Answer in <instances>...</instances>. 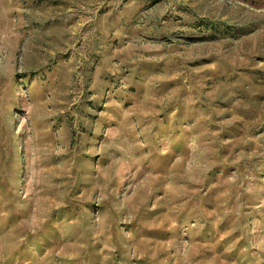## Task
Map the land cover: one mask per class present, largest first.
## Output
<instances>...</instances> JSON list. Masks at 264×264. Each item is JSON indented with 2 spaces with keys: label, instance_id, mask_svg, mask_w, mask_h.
<instances>
[{
  "label": "rangeland",
  "instance_id": "1",
  "mask_svg": "<svg viewBox=\"0 0 264 264\" xmlns=\"http://www.w3.org/2000/svg\"><path fill=\"white\" fill-rule=\"evenodd\" d=\"M0 264H264V0H0Z\"/></svg>",
  "mask_w": 264,
  "mask_h": 264
}]
</instances>
